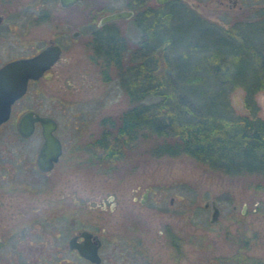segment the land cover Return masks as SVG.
Listing matches in <instances>:
<instances>
[{"label":"flooded vegetation","instance_id":"1","mask_svg":"<svg viewBox=\"0 0 264 264\" xmlns=\"http://www.w3.org/2000/svg\"><path fill=\"white\" fill-rule=\"evenodd\" d=\"M84 1L62 6L60 0H0V69L48 46L60 48L50 67L26 79L4 118L0 98V264H243L241 248L234 256L223 254L219 262H211L210 238L189 221L193 202L188 204L191 215L180 226L168 212L174 197L167 204L150 198L148 187L122 184L115 192L101 185L90 189L96 200L78 197V140L73 144L63 136L57 117L66 115V107L51 112L50 76L66 44L73 47L81 35L78 4ZM131 4L133 15L119 20L133 18ZM105 14L95 22L91 43L97 28L118 30L114 22L119 20L99 24ZM45 119L55 123L56 159L50 157L54 147L39 158L46 144ZM82 161L89 168L113 170L109 162L97 163L90 155ZM68 162L75 168L74 188L66 182ZM206 204L211 210L210 202ZM218 215L219 208L216 219Z\"/></svg>","mask_w":264,"mask_h":264},{"label":"trees","instance_id":"2","mask_svg":"<svg viewBox=\"0 0 264 264\" xmlns=\"http://www.w3.org/2000/svg\"><path fill=\"white\" fill-rule=\"evenodd\" d=\"M175 2L181 8L169 12L164 4L152 9L133 0L140 36L131 44L118 30L96 29L93 55L112 72L130 106L101 121L92 157L117 167L146 144L149 159L188 157L211 172L256 176L264 183V118L256 100L264 92V6L225 27L180 0L169 4ZM180 11L223 32H215L208 51L193 63L189 56L180 58L179 48L198 51L193 45H200L201 37L192 42L169 31L173 13ZM192 67L197 72L188 76ZM237 88L243 90L244 113H236L230 102V91Z\"/></svg>","mask_w":264,"mask_h":264},{"label":"rangeland","instance_id":"3","mask_svg":"<svg viewBox=\"0 0 264 264\" xmlns=\"http://www.w3.org/2000/svg\"><path fill=\"white\" fill-rule=\"evenodd\" d=\"M180 1L185 4L184 8L187 6L195 12L199 11L205 18L225 27L251 18L253 8L264 6V0H237L235 3L233 0ZM169 2L164 3L165 11L181 8L178 2ZM130 3L133 4V0H85L79 3L78 30L81 35L73 47H70V43L66 44L64 57L50 76L51 112L57 107H66V115L57 117L61 128L65 129L63 136H66L65 139L68 136L67 141L72 140L73 144L78 140V197L83 202L96 200L91 197L90 189L101 188V185L104 190L113 189L115 192L123 185L126 188L134 185L148 187L150 198L164 199L167 204L169 198L174 197L173 208L168 212L174 214L172 219L180 226L185 225L186 215L190 214L188 204L193 202L194 212L189 221L194 224L196 231L205 232L210 238L211 262H215L213 258L219 262L218 256L223 254L234 256L241 248L243 264H264V183L259 177H228L211 172L188 157L149 159L146 156V144L139 145L141 149L138 154L132 153L130 160L113 167V170L89 168L82 161L89 155L92 157V142L99 135L101 121L105 118L115 119L130 106L112 72L94 57L90 42L91 31L103 12L128 9ZM143 3L152 9L163 5L155 0H143ZM132 19L115 21L114 24L119 33L135 42L140 32ZM169 31L178 39L183 37L192 42L201 37L202 41H198L200 45H193L198 51L179 48L180 58L181 54L189 56L191 63L208 51L209 42L216 32L200 25L184 11L173 13ZM216 33L223 34L219 30ZM177 53L173 54L175 58ZM194 69L192 67L193 71L188 72V76L197 72ZM242 96L243 90L240 88L230 91V102L236 113L245 112ZM185 98L189 101L191 96L186 94ZM256 100L264 118V92L258 93ZM65 167L66 182L74 188V164L68 162ZM211 200L219 208L218 218L213 223L209 221V206H204ZM245 240L248 244L243 243Z\"/></svg>","mask_w":264,"mask_h":264},{"label":"water","instance_id":"4","mask_svg":"<svg viewBox=\"0 0 264 264\" xmlns=\"http://www.w3.org/2000/svg\"><path fill=\"white\" fill-rule=\"evenodd\" d=\"M75 1L76 0H60V3L62 6H68ZM155 1L158 4H164L169 0ZM132 15V10H118L102 16L99 19V24L102 25L113 20L128 19ZM59 54L60 48L58 46H48L32 58L8 63L0 69V98L3 106L5 107L3 109V118L8 112L9 104L11 103V101H13V99L19 96L20 93L23 91L26 79L29 77L37 78L45 69H47L54 63V61L58 58ZM41 121L44 122V136L46 139V144L41 150L39 158L47 156L48 149L55 148L50 154V157L51 159H56V153L57 151H59V144L57 139L52 134V130L55 128V123L51 119H45L44 121ZM57 144L58 149H56ZM210 204L211 218L209 221L212 223L217 217L218 207L216 206L215 201L213 200L210 201ZM207 205L208 204H206V206Z\"/></svg>","mask_w":264,"mask_h":264}]
</instances>
